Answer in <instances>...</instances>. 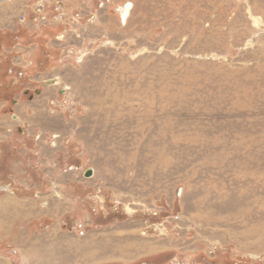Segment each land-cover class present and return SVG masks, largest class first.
I'll return each mask as SVG.
<instances>
[{
	"label": "rangeland",
	"instance_id": "rangeland-1",
	"mask_svg": "<svg viewBox=\"0 0 264 264\" xmlns=\"http://www.w3.org/2000/svg\"><path fill=\"white\" fill-rule=\"evenodd\" d=\"M0 99L34 264H264V0H0Z\"/></svg>",
	"mask_w": 264,
	"mask_h": 264
},
{
	"label": "crops",
	"instance_id": "crops-1",
	"mask_svg": "<svg viewBox=\"0 0 264 264\" xmlns=\"http://www.w3.org/2000/svg\"><path fill=\"white\" fill-rule=\"evenodd\" d=\"M0 197H2V196H0ZM8 206H12V205H6L5 204V201L0 200V224L2 223L3 215L9 209L10 213L9 212L8 213L10 214V216H12V219L11 220H8L7 218H5L6 219L5 221H7V222H3V223L5 224V226L7 224L8 225V228L11 225V231L13 233L12 236L14 238H16V239L17 238H19V239L24 238V239H22V242H24L25 239L32 240L29 248H27L25 250L24 249L21 250V253H22L21 254V257H22V259H25L26 260L27 264H34V262L36 261L35 260V257H34V254H33L34 251H35V246H33V244L35 243V241H34V236H35L34 235V228L38 226L39 221H37V219H30L31 221L28 220L27 225H25L24 227H23V225L21 227H19V222H18V218L17 217L14 220V222L12 221L13 218H15V216L17 214L16 213L15 216H14V212H17L18 208H16V207H10L9 208ZM5 215H7V214H5ZM22 218H24V215L23 214H22ZM4 224H2L3 227H4ZM20 230H21V233L19 232ZM47 233L49 235L48 241L50 240V236L52 234H57L58 237L65 239L64 238V235L61 234V233H58V231L56 230V228L49 229V231ZM38 237H39V234H37V238H36L37 240L39 239ZM89 245H91V244H89ZM90 256H92V254ZM90 256H85L84 258H82L81 260H79V263L78 264H87L88 257H90Z\"/></svg>",
	"mask_w": 264,
	"mask_h": 264
},
{
	"label": "water",
	"instance_id": "water-1",
	"mask_svg": "<svg viewBox=\"0 0 264 264\" xmlns=\"http://www.w3.org/2000/svg\"><path fill=\"white\" fill-rule=\"evenodd\" d=\"M92 175H93V170H92V169H88V170L85 172V177H87V178L92 177Z\"/></svg>",
	"mask_w": 264,
	"mask_h": 264
},
{
	"label": "built area",
	"instance_id": "built-area-1",
	"mask_svg": "<svg viewBox=\"0 0 264 264\" xmlns=\"http://www.w3.org/2000/svg\"><path fill=\"white\" fill-rule=\"evenodd\" d=\"M56 2V4H57V7H55V10H59V6H58V2L57 1H55ZM42 6V5H41Z\"/></svg>",
	"mask_w": 264,
	"mask_h": 264
},
{
	"label": "flooded vegetation",
	"instance_id": "flooded-vegetation-1",
	"mask_svg": "<svg viewBox=\"0 0 264 264\" xmlns=\"http://www.w3.org/2000/svg\"><path fill=\"white\" fill-rule=\"evenodd\" d=\"M28 94V91H26L25 93H24V95H27ZM0 101H2L1 99H0Z\"/></svg>",
	"mask_w": 264,
	"mask_h": 264
},
{
	"label": "bare ground",
	"instance_id": "bare-ground-1",
	"mask_svg": "<svg viewBox=\"0 0 264 264\" xmlns=\"http://www.w3.org/2000/svg\"><path fill=\"white\" fill-rule=\"evenodd\" d=\"M130 8V7H129Z\"/></svg>",
	"mask_w": 264,
	"mask_h": 264
}]
</instances>
